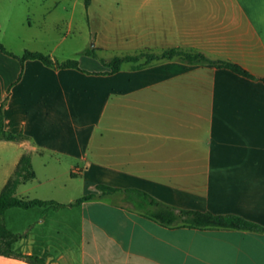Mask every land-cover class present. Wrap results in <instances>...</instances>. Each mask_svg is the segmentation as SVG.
<instances>
[{
  "label": "crops",
  "instance_id": "1",
  "mask_svg": "<svg viewBox=\"0 0 264 264\" xmlns=\"http://www.w3.org/2000/svg\"><path fill=\"white\" fill-rule=\"evenodd\" d=\"M45 1L29 27L46 24ZM79 4L63 8L69 27ZM114 14L103 41L115 56L176 48L252 77L178 58L61 69L0 51L5 129L22 135L0 140V193L29 155L36 177L16 195L65 204L24 209L34 218L14 252L45 264H264V231L168 227L147 216L156 207L146 197L264 227V0H143ZM99 184L118 191L101 195Z\"/></svg>",
  "mask_w": 264,
  "mask_h": 264
},
{
  "label": "rangeland",
  "instance_id": "2",
  "mask_svg": "<svg viewBox=\"0 0 264 264\" xmlns=\"http://www.w3.org/2000/svg\"><path fill=\"white\" fill-rule=\"evenodd\" d=\"M40 0H0V42L15 53L22 55L25 51H39L60 61L76 59L86 69L104 66L102 59L115 57L104 39L110 42V25L112 15L128 6L141 5L143 0H93L91 9L85 8V0L74 14V24L69 27L67 20L70 12L63 8L71 0H46L52 12L46 16V24L40 23L29 27L24 21L27 16L36 14L35 8ZM158 0H154V5ZM55 2L57 5L55 6ZM65 19L61 22L60 19ZM25 23V25H23ZM102 40V41H101ZM86 51L92 52L87 54ZM39 178H47V169L40 160L36 161ZM76 188L72 187L71 192ZM31 214V213H30ZM22 208L7 212L8 228L16 233L25 231V225L34 218ZM29 241L19 242L17 248L28 246Z\"/></svg>",
  "mask_w": 264,
  "mask_h": 264
},
{
  "label": "trees",
  "instance_id": "3",
  "mask_svg": "<svg viewBox=\"0 0 264 264\" xmlns=\"http://www.w3.org/2000/svg\"><path fill=\"white\" fill-rule=\"evenodd\" d=\"M92 4V0H85V6L89 8ZM0 51L4 54L17 58L23 64L27 60H39L47 66L68 69L74 68L82 70L79 61L76 59H68L60 61L51 55L39 52V51H25L22 55H16L9 51L5 45L0 42ZM87 54L92 52L86 51ZM142 57L146 58V61L142 64L135 66L134 68H141L144 65L150 64L152 61L161 59H173L178 58L188 64H214L218 67H225L232 71L244 75L246 77H252V75L244 70L241 66L226 62V61H214L209 59L206 55L199 52H189L181 49L171 48L167 49L161 54L155 53H142L139 55H126L115 56L109 60L102 59V63L108 67L107 73L118 71L122 64L126 62H138ZM22 138L21 134H13L5 129L3 103L0 105V140L17 141ZM36 177V172L33 168L31 158L29 155H24L13 176L8 180L7 184L0 193V255L7 257H20L25 259L31 264H45L42 258L34 255L17 254L13 250V245L18 240L25 237L24 234H17L11 231L5 224L3 216L5 212L14 207L22 209H31L34 207L58 208L64 206L56 201H47L38 198H26L16 195L18 187L33 180ZM96 190L103 194H111L118 191V188L108 185L99 184ZM95 192L86 194L78 198L74 203L70 205H79L84 201L90 200L96 197ZM148 199H151V205L156 207V210L147 214L148 217L154 219L162 225L168 227L187 226L198 229H210V228H232L243 229L251 231H264V227L250 222L240 216L232 214H213L210 212H202L198 210L179 209L164 203H160L154 200L151 196L146 194Z\"/></svg>",
  "mask_w": 264,
  "mask_h": 264
}]
</instances>
